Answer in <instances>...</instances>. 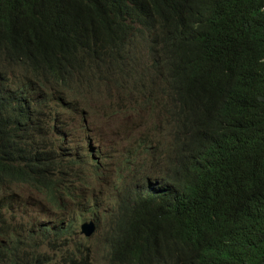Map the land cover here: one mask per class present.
I'll list each match as a JSON object with an SVG mask.
<instances>
[{
  "label": "trees",
  "instance_id": "1",
  "mask_svg": "<svg viewBox=\"0 0 264 264\" xmlns=\"http://www.w3.org/2000/svg\"><path fill=\"white\" fill-rule=\"evenodd\" d=\"M144 45L163 75L157 94L141 68ZM95 74L90 85L113 84L137 117L170 102L169 152L139 137L142 173L111 176V156L90 148L81 124L69 129L97 101L70 103L67 94ZM31 128L49 151L19 147ZM69 180L106 189L92 220L107 264H264V0H0V264H97L96 244L53 258L43 251L44 233L58 236L77 216L39 233L46 205L33 217V197L10 202L12 182L46 195ZM106 197L114 204L104 206ZM67 200L56 212L69 215Z\"/></svg>",
  "mask_w": 264,
  "mask_h": 264
},
{
  "label": "clouds",
  "instance_id": "2",
  "mask_svg": "<svg viewBox=\"0 0 264 264\" xmlns=\"http://www.w3.org/2000/svg\"><path fill=\"white\" fill-rule=\"evenodd\" d=\"M143 64H142V71L143 74L146 75V86L150 85L149 83L151 80L152 74H155L158 72L157 69V63H158V57L155 51H151L149 46L144 45L143 46ZM157 77H160L161 80L163 79V75L157 73ZM101 77L98 74H95V76L86 75L82 78H80L75 87L68 92L67 99L70 103H79V104H90V102L97 101V108L96 112L87 114L83 117V119L78 116V119L71 120L69 124L70 130H77L79 125L81 124V130L85 133L86 141L88 142L90 148L93 151H102L103 153L107 152V149L109 146L106 144V142L103 140V138H99L98 136L94 135V130L97 122H101L104 124H113L115 122L122 123L124 121V117L128 116L135 119L144 120L147 110L144 109L140 115L137 117V115L133 114L130 109L123 108L122 109V115H120L118 112L112 111V108L110 105H107L105 103H102L100 100V96L102 94V91L104 90V81L95 82L90 85V79H95ZM102 78V77H101ZM149 81V83H148ZM126 100V99H124ZM167 116V113L165 114ZM119 117L116 119V117ZM56 123H59V116L56 119ZM61 133H63V130H61ZM60 132H58V135ZM23 139L19 140V147L26 153V155L29 154H35V153H45L49 151L50 149V143L46 136L36 130L28 129L22 131ZM171 135L169 134L167 137L166 143H160L161 151L164 155H166L169 152L170 148V142H171ZM76 179V178H75ZM72 180H69L67 183L61 185V191L58 192H50L47 194H55V196L64 199L67 197V203L74 206V208L70 209L69 215L56 212V208H54L53 217L48 222L46 219V211L49 209L50 202L49 200L46 203H43L46 205L45 212L43 214L37 215L35 219L36 224V231L41 233L42 225L43 227H47L46 223L49 225L56 227V225L63 221L65 225H69V223L73 222L71 220V217L75 215V217H78L77 222H75L72 226L67 228L65 232L60 233L58 236H54L53 233L45 232L43 236V241H41L47 249L54 248L55 250L53 253L56 254H64L67 253L69 250L75 247H85L96 244V231H95V222L92 220V216L100 211L102 209V196L106 189L100 188L96 185H94L90 180H87L86 183L89 185L91 184V187H88L87 190H81L77 191L72 186H69L70 182ZM68 188V190H65V188ZM25 188V183H14L10 184L8 193H17L18 195L13 197L10 202L12 205H19L21 203V200L23 196V191H25L27 197H33L32 191L35 190L34 187L30 184H27V188ZM41 196L42 200H44L46 195H43L41 193L38 194ZM108 196V195H107ZM18 197V198H17ZM73 200V202H71ZM108 201V197H106L104 201V206L106 205ZM13 215L8 214V222L11 225H15L17 223H12L10 221V218ZM44 221L46 223H44Z\"/></svg>",
  "mask_w": 264,
  "mask_h": 264
},
{
  "label": "rangeland",
  "instance_id": "3",
  "mask_svg": "<svg viewBox=\"0 0 264 264\" xmlns=\"http://www.w3.org/2000/svg\"><path fill=\"white\" fill-rule=\"evenodd\" d=\"M142 49L143 46L137 50L138 54L141 56H143ZM156 75L157 73L151 75V78L149 79L151 80L149 83L150 85L147 86H150L154 93L157 94L160 87L163 85L164 80H161V78L157 77ZM99 98L102 103L110 105L112 111L118 112L120 115H122L123 108L130 109L132 107V102L122 99L121 90L110 82L107 84V88L102 91V94ZM163 105L166 106V108H169L170 102L160 100L159 109H157L155 112H146L144 120L125 116L122 123L115 122L113 124H104L97 122L94 135L98 136L99 138H103V140L109 146L105 155L111 156L110 159L112 161V165L108 167V171L110 170L114 177L120 170H126L128 173L132 174L142 173L141 168L143 165V160H146L148 156L145 154V146H139L138 144L139 137L147 136L149 139L147 145H150L151 143L155 145L157 141H160V143H166L167 137L169 135L168 132L172 134L175 133V123L173 122L172 118L165 115V111L162 109ZM83 106L90 112H96V108L93 105ZM118 118L119 117L117 116L116 119ZM150 129H154V131L150 132ZM151 150L156 154H159L160 152L158 148H152ZM120 152H124L129 155L130 159L128 163H124V159H118ZM165 167V161L159 162L155 167V171H163ZM146 180L153 183L157 182V178L153 176V173L146 175ZM116 186L117 183L113 178L112 192ZM23 194L27 196L25 191H23ZM41 199V196L34 195L33 204L30 206L29 211L34 217L39 213L41 205L49 200L51 207L46 211V219L49 222L53 217L55 206L61 204V198L55 196V194L52 196L51 194H46L43 202H41ZM109 205H111L110 201H108L105 206ZM10 221L12 223H18V219L15 216H12ZM96 247L97 248L93 256L97 259V264H107L105 252L102 249L101 235L99 232H96ZM43 251L52 258L56 256V254H53V251L47 249V247ZM94 257H91L92 261L94 260Z\"/></svg>",
  "mask_w": 264,
  "mask_h": 264
},
{
  "label": "bare ground",
  "instance_id": "4",
  "mask_svg": "<svg viewBox=\"0 0 264 264\" xmlns=\"http://www.w3.org/2000/svg\"><path fill=\"white\" fill-rule=\"evenodd\" d=\"M60 131H61V130H60ZM99 159H100V160H103L104 157L99 156ZM99 173L101 174L100 171L98 172V174H99ZM109 174H110L111 176H113V174L110 172V170H109ZM113 177H114V176H113ZM90 185H91V184H90ZM88 187H89V186H86V185H84V187H77V186H76V187H74V189H76L77 191H81V190H84V189L87 190ZM111 204L113 205L114 203L111 202ZM132 206H133V205H132ZM127 208H128V207H127ZM121 209H122V208H121ZM121 213H122V212H121ZM119 215H120V214H119ZM31 221H32V220H31ZM29 223H30V222H29ZM29 225H30V224H29ZM50 227H53V226L50 225ZM17 231H18V230H17ZM3 254H4V253H3Z\"/></svg>",
  "mask_w": 264,
  "mask_h": 264
}]
</instances>
